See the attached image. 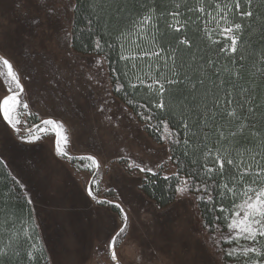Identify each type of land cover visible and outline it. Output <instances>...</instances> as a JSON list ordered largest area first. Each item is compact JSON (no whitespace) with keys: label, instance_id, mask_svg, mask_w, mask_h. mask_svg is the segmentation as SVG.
I'll return each mask as SVG.
<instances>
[{"label":"snow or ice","instance_id":"obj_1","mask_svg":"<svg viewBox=\"0 0 264 264\" xmlns=\"http://www.w3.org/2000/svg\"><path fill=\"white\" fill-rule=\"evenodd\" d=\"M81 2L86 11L80 31L94 37L97 52L104 44L96 28L115 41L107 46L119 49L128 87H144L154 110L141 112V118L149 127L156 119L169 153L180 149L182 157L168 155L177 169L171 176L160 175L162 163L153 168L127 156L118 159L129 161V170L175 180L170 186L175 196L197 193V204L210 205L208 211L220 214L214 220H223L227 235L222 233V239L234 245L225 254L236 264H264V0H77L72 10L79 11ZM73 35L65 32V39ZM0 78L8 93L0 98V114L16 140L28 146L41 141V133H54L57 158L77 171H89L87 196L119 210L120 225L107 249L113 264H120L116 249L127 238L129 215L122 203L100 198L101 162L92 154H70L62 120L35 114L40 122L29 123L34 114L24 84L27 77L2 55ZM124 87L117 83L116 91ZM155 112L170 116L175 127ZM0 169V177L10 178L0 190V264H36L44 249L34 238L39 225L33 194L2 157ZM21 202L27 212L18 207Z\"/></svg>","mask_w":264,"mask_h":264},{"label":"rangeland","instance_id":"obj_2","mask_svg":"<svg viewBox=\"0 0 264 264\" xmlns=\"http://www.w3.org/2000/svg\"><path fill=\"white\" fill-rule=\"evenodd\" d=\"M73 4L74 0H0V55L27 77L24 84L34 114L29 123L40 122L35 114L62 120L70 136V154H92L101 162L100 198L122 203L129 215L127 238L116 249L120 264H236L225 254L234 246L222 239L226 227L208 230L193 193L159 206L140 186L145 173L129 170V161L118 159L127 156L153 168L162 163L158 171L176 172L167 159V144L155 142L112 93L103 57L79 53L71 37L65 39V32H71ZM33 19L39 24L32 26ZM5 94L0 78V98ZM41 136V141L22 146L0 114V157L33 194L34 216L48 252L44 264H113L107 243L120 225L119 210L91 200L85 192L89 171H77L57 158L54 133ZM74 218L79 224L71 223Z\"/></svg>","mask_w":264,"mask_h":264},{"label":"trees","instance_id":"obj_3","mask_svg":"<svg viewBox=\"0 0 264 264\" xmlns=\"http://www.w3.org/2000/svg\"><path fill=\"white\" fill-rule=\"evenodd\" d=\"M74 4H77V0H74ZM78 7H79V11H73L71 33H73L74 35L71 37L72 48L79 53L96 54L103 57L110 78L112 93L118 99H120L126 106H128L131 109V111H133L138 121L143 125V128L146 131V133L155 142L157 143L164 142L160 139L163 130L162 127L159 129L157 128V120L154 119L153 121H151L152 127H149L148 124L141 118L140 115L141 112H143L144 115H148L150 112H154V110L152 109L149 103L147 90L144 87H138L135 90L128 87V78H126L124 75V72L126 71L125 62L119 59V49L115 47L112 49L108 48L107 45L109 43L114 44L115 41L111 39L108 35L104 34L103 30L99 27L96 28V32L101 35L102 43L104 44V47L99 52L94 51V37L88 35L86 32L80 31V29H83L85 27L86 5L81 2L79 3ZM117 83H121L125 85L124 89L120 92L116 91ZM129 100H132L133 104H129L128 103ZM139 104H144L145 107L143 109H140L136 106ZM155 115L157 117H163L172 120V118L170 116H166V114L155 112ZM175 123L176 122L172 120L171 126L175 127ZM171 155H174V157H180V149H176L174 153H171ZM180 158L182 159V157ZM172 162L174 164V161ZM0 171H3V169H0ZM160 175L163 176L164 174L160 172ZM171 175L172 174H170V176ZM183 175L184 173H181V176ZM145 176H148V180H145ZM153 180L155 181V183L151 182ZM9 182H10V178H8L6 175L0 177V190L6 188ZM174 183L175 180H170L166 182L163 179L153 178L150 176V174L145 173L141 183V185L143 184L144 187L141 188L144 191V193L152 200H154L159 206H166L170 202H172L176 197L175 195H173L172 189L170 187ZM193 194L196 199L197 193L194 192ZM169 196H172V198L169 199ZM225 204H227V201H225ZM198 206L200 209L203 223L208 228L209 231L219 232L225 228L222 219H220L219 221L214 220L215 217L220 215L218 211H208L210 205L206 206V205L198 204ZM18 207L25 208L23 202H21L18 205ZM27 210L28 209L25 208V212H27ZM33 215H34V211H33ZM216 223L220 224L219 228L215 227ZM34 238L36 243L41 245L44 249L43 258L37 260L36 264H44L48 260V252L43 243L39 227L36 229Z\"/></svg>","mask_w":264,"mask_h":264},{"label":"crops","instance_id":"obj_4","mask_svg":"<svg viewBox=\"0 0 264 264\" xmlns=\"http://www.w3.org/2000/svg\"><path fill=\"white\" fill-rule=\"evenodd\" d=\"M5 95H7V94H5ZM2 115V114H1ZM71 223L73 224L74 223V225H77V224H79V220H78V218H74V219H72V221H71ZM40 228V227H39ZM40 231H41V229H40ZM42 234V233H41ZM58 238L60 239V233H58ZM109 241V240H108Z\"/></svg>","mask_w":264,"mask_h":264},{"label":"bare ground","instance_id":"obj_5","mask_svg":"<svg viewBox=\"0 0 264 264\" xmlns=\"http://www.w3.org/2000/svg\"><path fill=\"white\" fill-rule=\"evenodd\" d=\"M70 223V222H69Z\"/></svg>","mask_w":264,"mask_h":264}]
</instances>
